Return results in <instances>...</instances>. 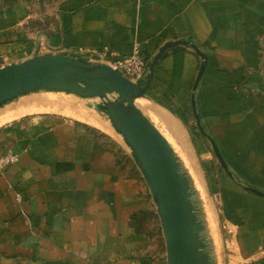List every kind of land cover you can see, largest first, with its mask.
<instances>
[{"label":"crops","instance_id":"1","mask_svg":"<svg viewBox=\"0 0 264 264\" xmlns=\"http://www.w3.org/2000/svg\"><path fill=\"white\" fill-rule=\"evenodd\" d=\"M176 39L207 55L196 88L201 59L178 45L163 53L137 103H147L142 112L170 144L177 131V144H188L184 134L195 144L219 196L225 264H264V195L244 188L264 193V0H0V66L136 47L149 61ZM191 94L231 177L199 134ZM101 122L38 112L1 123L0 152L10 148L18 160L0 174V264H166L148 188Z\"/></svg>","mask_w":264,"mask_h":264},{"label":"water","instance_id":"2","mask_svg":"<svg viewBox=\"0 0 264 264\" xmlns=\"http://www.w3.org/2000/svg\"><path fill=\"white\" fill-rule=\"evenodd\" d=\"M178 45L191 48L201 59L192 89L207 64V55L196 44L169 40L149 60L143 81L135 82L110 66L88 61L74 53L35 54L20 62L0 66V106L36 91H60L98 98L94 111L103 115L129 150L155 204L165 246L166 264H217L193 181L181 158L159 129L136 104L145 96L163 53ZM193 117L219 165L232 176L218 145L204 130L191 94ZM264 195L261 191L244 187Z\"/></svg>","mask_w":264,"mask_h":264},{"label":"rangeland","instance_id":"3","mask_svg":"<svg viewBox=\"0 0 264 264\" xmlns=\"http://www.w3.org/2000/svg\"><path fill=\"white\" fill-rule=\"evenodd\" d=\"M98 100H99L98 98L80 97L73 93L41 90V91L27 93L25 95L19 96L17 98H14L11 101L6 102L2 106H0V117L8 114L9 112L17 108L26 109V111L23 114H20L13 118L4 120L2 124L12 119H15L19 116L31 115V114L38 113V112H53V113L62 114L60 111L54 109L56 105L59 107L69 108L73 112H76V111H79V112L81 111V113L84 112L86 113L87 116L97 117L98 119L104 122L106 120H104V118L99 117L93 108L94 103L98 102ZM137 105L140 109L144 111V113H148L147 112L148 110L147 111L145 110L147 103H145L143 100H139ZM66 116L80 120L75 115H66ZM155 123L160 129H162V127L160 126V124H158V122L155 121ZM165 135H167V138L170 139L169 134H165ZM172 136L176 139L180 137V134L177 131ZM184 137H186V140H188V144H177L175 142V139L171 137L175 143L171 145L175 149L177 154L181 157L183 162L184 160H186L188 163L193 165V167L196 169V172L195 173L192 172V173L194 177L197 178L198 182L196 181V179L194 180L192 173L190 175L194 181V184L196 181V183L201 186V191L203 190V195L210 202L211 207H212V212L214 213V216L216 218V222H215L216 235H212L210 233V236L214 242L215 249H216V263L225 264L224 257L228 253L226 249V242L228 241L227 240L228 232L223 222V216H222L219 196L218 194H216L215 190H213L211 186L212 180L209 179L202 165L200 164V157L195 152V148H194L195 144H191L186 134H184ZM199 198H200V195H199ZM217 240H218V243H217Z\"/></svg>","mask_w":264,"mask_h":264},{"label":"built area","instance_id":"4","mask_svg":"<svg viewBox=\"0 0 264 264\" xmlns=\"http://www.w3.org/2000/svg\"><path fill=\"white\" fill-rule=\"evenodd\" d=\"M75 55L88 61L104 63L135 82H141L145 77L147 67L146 58L137 47L134 48L131 54L126 56H108L103 49L91 50L89 52L79 51ZM17 160L18 154L10 148L1 151L0 174H3L5 168Z\"/></svg>","mask_w":264,"mask_h":264},{"label":"bare ground","instance_id":"5","mask_svg":"<svg viewBox=\"0 0 264 264\" xmlns=\"http://www.w3.org/2000/svg\"><path fill=\"white\" fill-rule=\"evenodd\" d=\"M138 100V99H137ZM136 104H137V101H136ZM54 109L60 111L62 114L64 115H75L78 119L84 121V122H89V123H93V124H96V125H99V126H102V127H106L97 117H94V116H87L86 113H81V111H76V112H73L72 110H70L69 108H66V107H59V106H56L54 107ZM26 109H21V108H17V109H14L12 110L11 112H9L8 114L0 117V124L6 120V119H10V118H13L17 115H20V114H23L25 113ZM104 123H106L109 127V123L104 121ZM111 128V127H110ZM176 152V151H175ZM179 156V155H178ZM180 157V156H179ZM181 158V157H180ZM182 160V159H181ZM183 162V160H182ZM185 163V165H184ZM183 165L185 167V169L188 171L189 175L192 173V172H196V169L193 167V165H191L190 163H188L186 160H184L183 162ZM187 167V168H186ZM191 176V175H190ZM192 176L194 178V180L196 179L197 181V178L194 177L193 173H192ZM192 178V177H191ZM193 181V179H192ZM195 181V184H194V181H193V185H194V189L196 191V196H197V199H198V203H199V206H200V214H201V217L202 219L204 220V223L206 225V233L208 234V237L212 243V239H211V236H210V233L212 235H216V218L214 216V213L212 212V207H211V204L210 202L208 201V199L203 195V190L201 191V186L198 185ZM198 182V181H197ZM197 188V189H196ZM198 190V191H197ZM199 195H200V198H199ZM206 219V221H205ZM207 222V223H206ZM213 246V244H212ZM214 249V247H213ZM215 252V251H214ZM215 257H216V253H215Z\"/></svg>","mask_w":264,"mask_h":264},{"label":"trees","instance_id":"6","mask_svg":"<svg viewBox=\"0 0 264 264\" xmlns=\"http://www.w3.org/2000/svg\"><path fill=\"white\" fill-rule=\"evenodd\" d=\"M146 62H147V64H148L149 61L146 60ZM199 134H200V133H199Z\"/></svg>","mask_w":264,"mask_h":264}]
</instances>
